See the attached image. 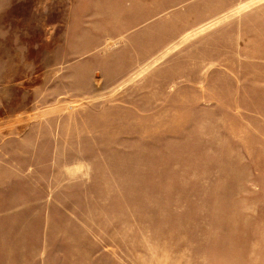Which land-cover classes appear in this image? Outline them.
Instances as JSON below:
<instances>
[{"label":"rangeland","instance_id":"1","mask_svg":"<svg viewBox=\"0 0 264 264\" xmlns=\"http://www.w3.org/2000/svg\"><path fill=\"white\" fill-rule=\"evenodd\" d=\"M0 264H264V0H0Z\"/></svg>","mask_w":264,"mask_h":264}]
</instances>
